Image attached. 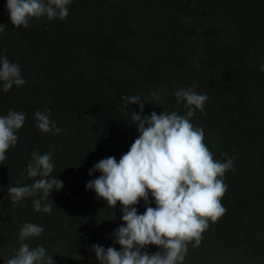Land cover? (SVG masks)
<instances>
[{
  "label": "trees",
  "instance_id": "16d2710c",
  "mask_svg": "<svg viewBox=\"0 0 264 264\" xmlns=\"http://www.w3.org/2000/svg\"><path fill=\"white\" fill-rule=\"evenodd\" d=\"M68 10L64 20L33 18L17 29L0 0V53L26 81L7 93L0 85V116L26 115L0 164V264L15 255L25 223L44 228L26 242L55 264H99L93 244L120 250L112 233L121 205L109 208L86 190L101 175L89 170L119 161L138 137L131 114L139 105L125 106L123 96L146 100L143 115H184L179 88L208 96L191 123L204 129L214 159L234 157L235 168L224 177L226 213L209 221L199 247L189 244L183 264H264V0H72ZM46 110L58 134L37 128L34 114ZM34 151L51 153L52 175L64 184L50 193L51 213L35 211L33 198L8 196V187L32 183L22 173ZM136 207L146 210L143 200Z\"/></svg>",
  "mask_w": 264,
  "mask_h": 264
},
{
  "label": "clouds",
  "instance_id": "9594fccd",
  "mask_svg": "<svg viewBox=\"0 0 264 264\" xmlns=\"http://www.w3.org/2000/svg\"><path fill=\"white\" fill-rule=\"evenodd\" d=\"M72 0H7L11 23L18 28H27L33 18L47 17L64 20L69 15ZM7 30L0 24V32ZM264 71V65L261 66ZM20 66L10 62L0 53V85L3 92L24 86ZM177 106L184 102V115L176 111L151 112L143 115L146 100L139 95L123 96L125 106L137 104L139 112H132L131 120L136 125L138 137L130 149L121 156L107 157L89 170L91 176L86 190H93L98 198L107 202L109 208L121 205L122 224L113 231L114 247L91 246L99 264H183L188 246H200L209 221L217 222L227 211L221 199L227 191L224 177L229 170L235 171L234 157L224 161L214 159V154L204 143L202 127L191 123L197 111L203 112L208 100L193 88H179L175 92ZM151 97L158 99V93ZM37 128L44 133L58 134L61 129L50 119V110L34 114ZM26 121L22 112L9 110L0 116V164L7 160L6 153L16 146V134ZM31 161L22 175L32 180L31 184L8 187V196L13 203L33 198L35 211L51 213L53 204L47 202L50 193L64 187L57 180L51 153L34 151ZM151 197V200H150ZM144 201L145 212L138 214L136 205ZM154 201L155 207L150 206ZM42 226L25 223L19 232L18 249L6 264H55L53 256L40 245L31 247L28 241L43 234ZM155 245L154 253L145 250Z\"/></svg>",
  "mask_w": 264,
  "mask_h": 264
}]
</instances>
